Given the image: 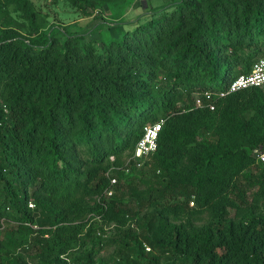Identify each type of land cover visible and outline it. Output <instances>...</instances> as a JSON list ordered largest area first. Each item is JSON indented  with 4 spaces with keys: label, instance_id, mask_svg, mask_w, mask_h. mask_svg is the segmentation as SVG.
<instances>
[{
    "label": "trees",
    "instance_id": "obj_1",
    "mask_svg": "<svg viewBox=\"0 0 264 264\" xmlns=\"http://www.w3.org/2000/svg\"><path fill=\"white\" fill-rule=\"evenodd\" d=\"M4 5L29 31L0 32V264H264V88L218 96L264 57V0H178L102 47L41 44Z\"/></svg>",
    "mask_w": 264,
    "mask_h": 264
},
{
    "label": "rangeland",
    "instance_id": "obj_2",
    "mask_svg": "<svg viewBox=\"0 0 264 264\" xmlns=\"http://www.w3.org/2000/svg\"><path fill=\"white\" fill-rule=\"evenodd\" d=\"M28 1L30 11L35 15V25L39 27L38 33L32 34L31 37L37 39L39 43L44 44L52 38L63 43L68 37H82L84 42L93 41L97 47H102L111 40L121 39L126 29L163 9L170 8L178 0H108L100 6L95 5L87 9L86 12L74 9L65 0ZM4 29H13L22 35H28V22L13 5H4L0 13V32ZM167 81L166 77L159 76L156 84ZM193 97L196 100L200 95L194 94ZM158 123L162 124L161 121ZM78 149H81L82 156L80 152H76ZM75 153L80 154L79 156L75 154L76 159L80 161L82 157H89L92 154V148L89 145L80 146ZM125 159L126 157H123V160ZM111 191L113 193V190ZM103 229L105 234L100 236L101 239H107L114 234L112 227L105 226ZM8 237L4 228H0V238ZM113 249L112 246L105 244L98 252L97 259L108 261ZM33 254L32 245L25 251L16 252L21 259L29 262Z\"/></svg>",
    "mask_w": 264,
    "mask_h": 264
},
{
    "label": "built area",
    "instance_id": "obj_3",
    "mask_svg": "<svg viewBox=\"0 0 264 264\" xmlns=\"http://www.w3.org/2000/svg\"><path fill=\"white\" fill-rule=\"evenodd\" d=\"M264 88V57L257 60L251 67V70L247 74H242L237 76L229 85L227 92L218 94L219 97H223L225 94L234 93L239 90L248 89V88ZM210 93H203L201 97L195 100L196 106H202L203 99L210 102L211 101ZM210 104V103H209ZM210 110H213V106L209 105ZM160 123H154L147 125L143 128L142 137L138 140L135 145L134 152L131 158L127 159V163L130 160L136 162V166L139 167L141 164V159L149 156L157 149V139L158 134L160 132ZM255 157H257L260 161L264 162V154L256 153ZM112 160V158H111ZM126 163V164H127ZM127 171V170H126ZM116 183V179L112 178L110 180V184L114 185ZM109 196L112 194L111 191L107 193ZM192 205V204H191ZM148 251V248H145Z\"/></svg>",
    "mask_w": 264,
    "mask_h": 264
}]
</instances>
